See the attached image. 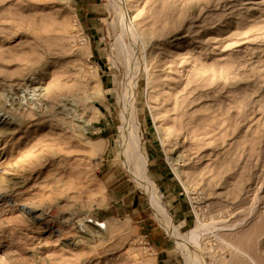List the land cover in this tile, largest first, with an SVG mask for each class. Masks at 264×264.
<instances>
[{
    "label": "rangeland",
    "instance_id": "1",
    "mask_svg": "<svg viewBox=\"0 0 264 264\" xmlns=\"http://www.w3.org/2000/svg\"><path fill=\"white\" fill-rule=\"evenodd\" d=\"M0 264H264V0H0Z\"/></svg>",
    "mask_w": 264,
    "mask_h": 264
},
{
    "label": "bare ground",
    "instance_id": "2",
    "mask_svg": "<svg viewBox=\"0 0 264 264\" xmlns=\"http://www.w3.org/2000/svg\"><path fill=\"white\" fill-rule=\"evenodd\" d=\"M140 164V163H139ZM142 180H144V179H142ZM140 181V180H139ZM145 183V182H144ZM140 184V183H139ZM143 184V183H142ZM141 185V184H140ZM152 193V192H151ZM151 195V194H150ZM151 198V197H150ZM152 200H153V197H152ZM155 205H156V207H157V210L160 212V213H162V215L164 214V212H165V210L159 205V203L155 200ZM166 214V213H165ZM164 214V215H165ZM199 235L197 234V232H196V230L194 231V232H192L191 233V236H190V239H191V241H193L194 243H198L197 242V237H198Z\"/></svg>",
    "mask_w": 264,
    "mask_h": 264
}]
</instances>
